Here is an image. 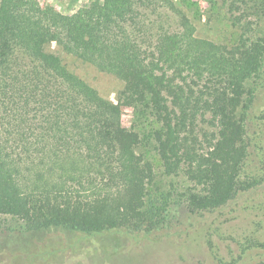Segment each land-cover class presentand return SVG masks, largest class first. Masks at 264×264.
Here are the masks:
<instances>
[{"label":"trees","instance_id":"obj_1","mask_svg":"<svg viewBox=\"0 0 264 264\" xmlns=\"http://www.w3.org/2000/svg\"><path fill=\"white\" fill-rule=\"evenodd\" d=\"M178 6L94 0L56 12L37 0H0V215L52 234L146 235L162 226L170 198L150 194L155 173L137 150L139 133L120 126L122 104L146 107L166 175L190 167L201 187L191 211L221 208L244 188V114L264 45L241 37L229 52L196 37L180 12L181 30L165 26L161 13ZM61 53L120 80L117 101ZM199 117L215 127L203 153L182 136Z\"/></svg>","mask_w":264,"mask_h":264},{"label":"rangeland","instance_id":"obj_2","mask_svg":"<svg viewBox=\"0 0 264 264\" xmlns=\"http://www.w3.org/2000/svg\"><path fill=\"white\" fill-rule=\"evenodd\" d=\"M56 12H72L94 0H37ZM178 13H161L165 26L181 30L186 17L194 34L236 51L241 37L264 45V0H176ZM69 67L109 100L123 87L114 76L61 53ZM264 63V61H263ZM221 85V83H217ZM254 95L245 110L248 152L240 174L244 188L225 206L193 212L189 203L201 187L185 166L165 174L152 143L154 123L146 107L120 106V126L140 135L138 152L155 173L151 195H169L168 220L143 235L90 236L78 232L52 234L31 224L0 215V264H264V64L250 87ZM196 91V89H195ZM183 131L189 147L210 150L215 127L208 117ZM254 183H251L253 180Z\"/></svg>","mask_w":264,"mask_h":264}]
</instances>
